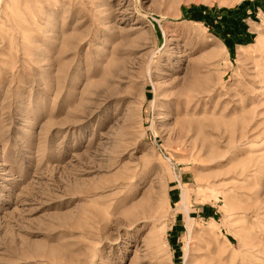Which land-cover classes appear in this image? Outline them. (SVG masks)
<instances>
[{"label": "rangeland", "instance_id": "374dc122", "mask_svg": "<svg viewBox=\"0 0 264 264\" xmlns=\"http://www.w3.org/2000/svg\"><path fill=\"white\" fill-rule=\"evenodd\" d=\"M0 264H264V0H0Z\"/></svg>", "mask_w": 264, "mask_h": 264}]
</instances>
